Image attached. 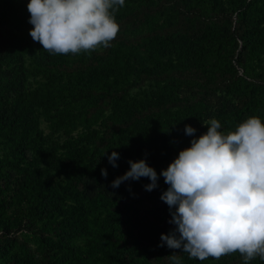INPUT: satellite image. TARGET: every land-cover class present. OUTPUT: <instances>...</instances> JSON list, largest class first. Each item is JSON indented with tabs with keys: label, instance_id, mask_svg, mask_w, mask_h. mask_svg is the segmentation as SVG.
Here are the masks:
<instances>
[{
	"label": "rangeland",
	"instance_id": "obj_1",
	"mask_svg": "<svg viewBox=\"0 0 264 264\" xmlns=\"http://www.w3.org/2000/svg\"><path fill=\"white\" fill-rule=\"evenodd\" d=\"M167 5L160 2L157 15L166 17L169 20L167 27H170L175 25L172 20L181 18L184 13L180 10L176 13L173 9L169 11ZM114 15L120 26L117 37L111 41L110 47L101 46L86 52V62H94L98 57L115 49L130 51L132 45L137 43L142 32L138 24L120 15ZM26 16L30 18L28 3L25 4L24 0H16L0 11V75L4 78L5 91L7 89L11 100L29 95V103L36 118V131L39 133L44 154L42 157L53 163L48 165L47 172L53 177L55 175L56 180L63 182L62 174L57 179L60 172L58 166L63 170L64 160L70 159L72 153L77 150L91 151L96 148L106 152L108 156L112 151H116L119 153L117 165H123L125 154L118 144V138L124 126L130 127L134 142L138 143L135 147L153 157L154 161L150 166L159 174L181 150L191 146L193 137L185 134V125L197 129L195 136L199 137L207 131V126L203 125L206 120L215 118L220 121L222 131H230L235 130L236 126L248 117L256 116L245 111L241 121H234L233 117H230L229 113L243 107L246 95L232 96L231 92L224 90L221 83L223 77L219 80V87L222 86V89L206 97L202 86L198 85L200 80L195 76L176 74L174 78L181 85L173 87L169 84L171 75L161 83L150 79L139 82L140 77L133 71L127 73L128 81L118 86V92L122 94V89L125 90L128 84L135 83L129 89L128 103L122 109L114 101L113 95H105L107 83L113 81L115 74H121L118 69L115 73L107 74L102 71V62H94L89 74L94 73L93 78H97V83L89 88L90 91L88 88H82L77 79H69L71 71L79 72L83 67L81 55L71 59L63 70L57 73L53 71V75H49L32 54L37 49V43L29 35L33 26H27L29 23ZM211 16L218 24L230 27L232 32L239 27L240 16L237 11L229 12L226 16L215 12ZM145 26L143 24V27ZM197 28L196 26L195 29ZM238 42L235 59L240 55L256 68L251 71L247 80H264V52L261 51L257 58L250 59L249 48L244 46L242 40ZM216 59L213 58L209 66L216 69L217 73H224ZM237 67L242 74L243 67L238 63ZM98 78L102 80L98 81ZM261 95L263 104L264 90ZM228 116L230 119H225ZM261 121L263 123L264 118H261ZM158 162L161 163L159 167ZM106 169L108 176L102 177L100 190L116 198L132 190L138 192L142 196L139 207L146 214V219L140 227L128 217L114 221L111 226L125 239L139 259L145 260L147 264H169L167 256L172 253L167 250L166 244L164 247L158 245L161 243V234L170 232L175 226L168 225L166 217L162 216L159 211L160 203H154L148 197L149 191L145 190L144 185L150 183V180H130L118 188H112L111 183L118 177L119 172L117 167L108 162V158ZM158 184L168 188L162 176ZM73 201L68 200L75 203ZM80 203L76 200V207H79ZM23 209L25 206L7 208L0 214V247L7 255H0V264H18L22 259L29 261L28 264H118L111 260L110 254L103 246L104 241L102 242L101 220L110 215L108 210L100 209L89 215L91 230L75 237L72 246L67 248L62 244L64 240L61 234L66 227L62 216H48L39 220V217L34 218ZM47 214H50L49 210H46ZM29 255H34V258L29 259ZM194 264H243V259L239 252H234L219 259L209 257ZM250 264H264V260L257 257L250 261Z\"/></svg>",
	"mask_w": 264,
	"mask_h": 264
},
{
	"label": "trees",
	"instance_id": "obj_2",
	"mask_svg": "<svg viewBox=\"0 0 264 264\" xmlns=\"http://www.w3.org/2000/svg\"><path fill=\"white\" fill-rule=\"evenodd\" d=\"M15 1L0 0V11ZM24 2L27 4L30 0ZM160 2L163 5L168 4L169 11L173 9L176 13L179 10L184 13L181 18L172 20L175 25L167 27L169 20L166 17H158L157 8ZM236 11L240 16V24L234 32L230 27L218 24L211 16L215 12L226 16L229 12ZM114 14L133 21L142 30L137 43L132 45L130 51L115 49L94 61L96 64L102 62V71L107 74L115 73L117 69L121 72L120 75L115 74L113 81L105 85V95H113L114 101L122 109L126 107L129 89L135 83L128 84L125 90L122 89V94L118 92V86L128 81L127 73L133 71L140 77L139 82L150 79L161 83L171 75L169 84L173 87L181 85L174 78L176 74L195 76L200 80L198 85L202 86L206 97L221 90L222 86L219 87V84L222 83L224 90L231 92L232 96L246 95L243 107L229 113L234 121H241L245 111L264 118V103H261L264 80H247L251 71L256 68L240 55L235 59L239 47L238 40H242L244 46L249 48L250 59L257 58L261 51L264 52V0H125L124 6ZM26 18L29 23L30 18ZM143 24L146 26L143 27ZM27 26L30 28L33 25L29 23ZM36 43L37 49L32 54L49 75H53V71L57 73L63 70L71 59L81 55L80 60L84 65L79 72L71 71L69 79H77L82 88H88V91L97 83V78H93L94 73L89 74L94 62H86V52L53 55L43 50L40 43ZM215 57L224 73H217L216 69L209 66ZM237 63L244 69L242 74ZM221 77L223 79L220 83ZM101 80L98 78V81ZM29 101L28 94L11 100L7 89L5 91L4 78L0 75V214L7 208L25 206L23 210H27L34 218L39 217V220L48 216H62L66 221V227L61 234L64 240L62 244L68 248L72 246L75 237L91 230L89 215L100 209L108 210L110 215L101 220V240L104 241L103 246L110 254L111 260L118 264H147L134 254L125 239L111 226L114 221L127 217L131 218L136 226H142L146 219V214L139 207L142 196L132 190L116 198L100 190L103 177L101 169L106 168L108 155L96 148L91 151H74L72 157L63 162L66 168L62 165V170L57 165L60 169L57 179L62 174L63 182L54 179L55 175L53 177L47 172L48 165L53 163L42 157L44 154L39 133L36 131V118ZM118 144L125 154L124 164L117 167L118 177L130 169L129 160L146 159L149 165L154 161L153 157L135 147L138 143L134 142L129 126L121 128ZM160 164L158 162L157 166ZM165 190L167 188L161 184L153 192L150 191L148 197L154 203H160L159 211L166 217L169 225V206L160 198ZM68 200H74L75 203ZM76 200L81 202L79 207H76ZM46 210H49L50 214L46 215ZM2 250L0 247V255L6 257ZM167 250L170 253L176 251L182 258V264L199 262L198 259H190L188 254L182 251L170 248ZM30 257L34 258V255H29V259ZM28 262L22 259L18 264Z\"/></svg>",
	"mask_w": 264,
	"mask_h": 264
},
{
	"label": "clouds",
	"instance_id": "obj_3",
	"mask_svg": "<svg viewBox=\"0 0 264 264\" xmlns=\"http://www.w3.org/2000/svg\"><path fill=\"white\" fill-rule=\"evenodd\" d=\"M125 0H30L29 32L49 54H78L111 46L119 32L114 13ZM111 10V11H110ZM207 131L185 125L191 146L159 174L146 159L129 160L130 169L111 183L118 188L130 180L148 178L146 191L156 189L160 176L168 185L161 200L169 206L175 227L161 234L165 244L188 254L190 259H219L239 252L243 264L264 260V123L250 116L235 130L222 131L219 120L203 122ZM106 154V152H105ZM119 153L108 162L118 167ZM101 175L108 176L107 169ZM169 264H182L176 251Z\"/></svg>",
	"mask_w": 264,
	"mask_h": 264
}]
</instances>
